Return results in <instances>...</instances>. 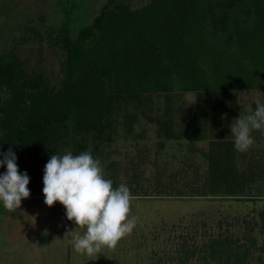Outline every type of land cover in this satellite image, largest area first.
I'll return each mask as SVG.
<instances>
[{"label": "trees", "instance_id": "1", "mask_svg": "<svg viewBox=\"0 0 264 264\" xmlns=\"http://www.w3.org/2000/svg\"><path fill=\"white\" fill-rule=\"evenodd\" d=\"M72 6L65 0L63 20L46 37L60 55L55 82L40 69L25 70L12 49L0 52V159L11 147L18 172L29 177V197L44 196L51 155L99 154L112 140L117 113L130 103L143 107L151 94L166 102L160 115L144 113L160 145L207 141L205 174L193 195L246 196L264 169L239 170L234 140L214 139L211 128L232 104L228 92L264 87V0H147L138 7L105 0L88 22L78 23ZM186 92L194 94L188 108L170 103ZM5 172L0 166V175ZM260 216L264 234V212ZM229 245L222 237L204 247L211 257L223 253L226 262L241 264L246 252Z\"/></svg>", "mask_w": 264, "mask_h": 264}, {"label": "rangeland", "instance_id": "2", "mask_svg": "<svg viewBox=\"0 0 264 264\" xmlns=\"http://www.w3.org/2000/svg\"><path fill=\"white\" fill-rule=\"evenodd\" d=\"M72 1V20L78 23L88 22L105 0ZM146 1L132 0V6ZM64 2L0 0V52L12 49L25 70L40 69L51 83L59 76L60 55L46 37L63 20ZM257 97L264 101V87L228 92L231 107L216 118L211 136L234 140L229 125L239 114L255 111ZM171 98V104L183 109L192 104L194 94ZM165 103L163 95L151 94L141 108L128 104L115 116L112 140L100 145L99 154L91 153L113 187L123 183L130 189L129 217L136 219L130 234L97 256L79 254L70 243L72 232L83 234L86 229L68 220L60 203L48 207L44 196L34 195L22 199L15 212L0 203V264H232L223 260V253L218 258L213 251L211 257L204 247L222 237L231 248L246 252L241 264H264V176L249 182L246 196L193 195L191 189H199L205 174L207 141L165 139L160 145L155 125L144 113L160 115ZM252 137L254 144L246 152L235 150L239 170L249 164L264 169V137L254 131Z\"/></svg>", "mask_w": 264, "mask_h": 264}, {"label": "clouds", "instance_id": "3", "mask_svg": "<svg viewBox=\"0 0 264 264\" xmlns=\"http://www.w3.org/2000/svg\"><path fill=\"white\" fill-rule=\"evenodd\" d=\"M253 104L255 111L239 114L229 125L234 148L242 153L254 144V130L264 134V101L257 97ZM16 159L11 147L0 159V166H6L0 175V203L9 212L19 209L21 200L30 196L29 177L18 172ZM42 192L46 206L60 203L67 219L86 229L83 234L69 231L70 243L79 254L92 257L102 248L114 249L135 227V217H129L133 200L130 189L123 183L113 188V181L105 178L101 162L92 156L91 149L78 155L70 150L51 155L44 168Z\"/></svg>", "mask_w": 264, "mask_h": 264}]
</instances>
